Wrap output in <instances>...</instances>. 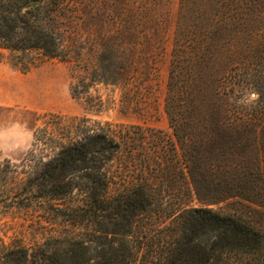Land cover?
Returning <instances> with one entry per match:
<instances>
[{
  "label": "trees",
  "instance_id": "1",
  "mask_svg": "<svg viewBox=\"0 0 264 264\" xmlns=\"http://www.w3.org/2000/svg\"><path fill=\"white\" fill-rule=\"evenodd\" d=\"M183 2L188 12L180 15L175 30L166 95L178 147L164 137L152 144L141 131L145 128L124 126L133 134L125 140L130 161L120 170L127 167L134 174L132 178L120 174L117 181L110 166L122 152L123 136L118 139L103 130L86 129L80 139L68 141L58 140L53 132L51 141L44 142L49 145L47 155L30 166L16 190H7L5 199L10 206L26 207L38 197L68 201L70 211L62 213L65 221L86 231L83 236L72 231L65 238L37 244L31 259L24 246L10 249L9 260L16 264H264V117L259 118L256 109L259 106L263 114L264 103L255 107L243 101L244 112L236 101H223L226 92H220L224 80L225 85L231 80L236 86L251 73L256 45L244 39L250 40L255 31L261 35L263 24L258 21L264 0ZM75 3L0 0V46L16 53L12 64L27 71L39 55L76 59L90 75L88 80L114 82L136 70L138 62L150 61L151 47L129 52L112 44L113 36L131 35L133 30L146 37L141 22L130 28L123 16L104 32L101 47L88 51L74 47L86 38L74 18L80 15ZM157 7V0H133L129 5L134 19L136 12L150 17ZM156 28L151 26L155 32ZM135 34L134 43L141 39ZM97 40L92 38L94 44ZM228 90L227 95L235 98L233 88ZM38 139L35 130L33 146ZM132 139L134 144L129 143ZM173 168L178 171L176 193L169 190ZM12 172L16 170L0 169V182L13 178ZM112 183H118L114 191ZM194 199L203 204H192ZM220 203L225 206H213Z\"/></svg>",
  "mask_w": 264,
  "mask_h": 264
},
{
  "label": "rangeland",
  "instance_id": "2",
  "mask_svg": "<svg viewBox=\"0 0 264 264\" xmlns=\"http://www.w3.org/2000/svg\"><path fill=\"white\" fill-rule=\"evenodd\" d=\"M131 1L133 0H75L74 4L80 14L74 18L82 25L81 30L86 38L83 42L77 40L78 43L72 45L80 48L84 46L86 51L92 46L101 47L102 35L113 29L121 16L128 20L130 28L136 22L144 25L146 37L138 31L135 34V30L131 35L125 33L113 36L112 44L116 48L128 49L129 52L151 47L148 63L142 65L138 62L136 70L128 71L114 82L88 80L90 75L76 59L39 55L35 64L23 71L12 64L16 61V53H10L7 48L0 46V61L8 67V74L3 79V103L0 104V169L16 170L12 172L13 178L8 182H0V264H16L9 260L10 249L24 246L29 250L31 259L37 244L65 238L72 231L83 236L86 231L82 225L73 226L65 221L67 216L62 213L70 211L71 203L68 201L38 197L33 199L31 206L26 207L10 206L5 199L7 190H16V183L28 174L30 166L47 155L49 145L44 142L51 141L53 132L58 140L68 141L80 139L86 129L103 130L118 135V139L123 136L122 152L110 166V174L117 181L121 176L132 178L134 174L128 172L127 167L120 170L126 161H130L131 152L126 148L125 140L133 134L127 133L124 126L138 125L145 128L141 131L147 136L146 141L152 144L164 137L169 138L177 147L179 145L166 111V95L175 30L180 15L188 11L184 10V0H157L158 7L151 12L150 17L146 18L142 13L136 12L134 19L129 8ZM155 17L159 19L158 23H154ZM260 22L263 24V29L260 27L261 35L255 34V31L250 40L244 39V43L256 45L251 56L254 64L250 75L245 76L236 86L232 85L231 80L228 85H225L226 80L221 83L220 92H226L222 94L223 101H236L239 109L244 112L243 101L255 107L264 103V14L260 15L258 23ZM152 25L157 26V34L151 29ZM134 34L141 37L136 43L132 41ZM93 37H98L96 44L92 41ZM147 41L149 44H146ZM65 44H68L67 40ZM95 65H99L98 61ZM83 79L90 82V85L86 86ZM200 82L202 85L201 80ZM208 83L213 84L214 81L210 80ZM228 88H233L235 98L227 95L231 93ZM256 109L259 118L264 117V111L261 114L259 106ZM152 129L154 131L151 132ZM35 130L39 139L33 146ZM134 142L133 139L129 141L130 144ZM135 152L133 149L132 154ZM177 173V169L173 168L169 189L172 193L178 190ZM117 186L118 183H112L110 189L114 191ZM192 204L202 205L203 202L194 199ZM213 206H225V203Z\"/></svg>",
  "mask_w": 264,
  "mask_h": 264
},
{
  "label": "crops",
  "instance_id": "3",
  "mask_svg": "<svg viewBox=\"0 0 264 264\" xmlns=\"http://www.w3.org/2000/svg\"><path fill=\"white\" fill-rule=\"evenodd\" d=\"M8 74V67H7V64L0 61V104L3 103V100L1 97H3L2 95V89H3V92H5V83H4V78L5 76ZM4 83V84H3ZM1 84H3V87L1 88Z\"/></svg>",
  "mask_w": 264,
  "mask_h": 264
}]
</instances>
